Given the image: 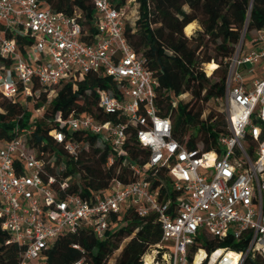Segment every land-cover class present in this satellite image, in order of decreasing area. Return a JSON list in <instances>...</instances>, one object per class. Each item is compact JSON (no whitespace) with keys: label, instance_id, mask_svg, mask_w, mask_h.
Returning <instances> with one entry per match:
<instances>
[{"label":"built area","instance_id":"1","mask_svg":"<svg viewBox=\"0 0 264 264\" xmlns=\"http://www.w3.org/2000/svg\"><path fill=\"white\" fill-rule=\"evenodd\" d=\"M95 7L97 31L85 42L79 12L54 10L43 0H0V54L12 61L0 68V90L13 97L21 87L32 95L37 83L54 94L85 72L104 75L111 87L98 91L99 106L137 126L149 159L145 168L132 166L137 179H114L108 194L88 200L62 196L68 180L55 186L54 176L44 179L43 159L28 147L25 129L0 145V217L10 241L25 247L20 264L42 259L55 238L83 225L103 237L113 214L128 207L141 216L154 214L162 228L143 264H244L249 257L264 264V28L245 30L230 58L225 96L230 134L219 137L220 149L204 150L176 138L171 121L160 115L154 71L125 35L128 6L95 0ZM58 120L64 127L54 135L73 155L77 145L67 138L77 130L97 134L100 143L119 152L128 136L127 123L92 115ZM229 235L244 240L243 247L208 252L202 245Z\"/></svg>","mask_w":264,"mask_h":264},{"label":"trees","instance_id":"2","mask_svg":"<svg viewBox=\"0 0 264 264\" xmlns=\"http://www.w3.org/2000/svg\"><path fill=\"white\" fill-rule=\"evenodd\" d=\"M54 10L80 13L85 42L97 31L99 14L95 0H43ZM116 7L138 5L134 23L125 19V35L147 68L157 79L155 102L160 115L171 121L173 135L190 148L220 149L218 139L229 135L227 112L209 110L212 100H224L229 61L243 32L264 28V0H110ZM128 13V9H127ZM194 21L199 28H186ZM21 51L24 38L18 37ZM217 64L208 74L206 65ZM12 61L0 54V68ZM109 80L94 72H85L57 88L49 98V88L32 84L33 94L19 88L13 97L0 90V145L27 131V145L43 159V177L56 178L55 186L68 180L61 195L79 194L91 200L96 194L111 191L114 179L130 182L137 177L133 165L145 168L150 149L136 137L137 126L128 124L124 115L106 113L98 104V91L111 87ZM39 90V93L35 92ZM37 111L40 112L37 114ZM92 115L101 121L127 123V139L122 152L109 142L100 143L97 134L77 130L68 140L77 145L71 154L66 142H60L54 130L63 129L58 117ZM67 140V141H68ZM114 161L108 163L109 158ZM167 178L166 170H161ZM157 182H155L156 184ZM162 228L154 214L141 216L134 207L113 214L103 237L89 226L61 234L42 253L44 264H143V256L161 240ZM0 217V264H20L25 247L10 241ZM244 240L232 235L210 237L202 242L208 252L218 247L240 249ZM113 258V260H112ZM244 264H263L249 257Z\"/></svg>","mask_w":264,"mask_h":264},{"label":"rangeland","instance_id":"3","mask_svg":"<svg viewBox=\"0 0 264 264\" xmlns=\"http://www.w3.org/2000/svg\"><path fill=\"white\" fill-rule=\"evenodd\" d=\"M138 14V5H134V4H131L129 7H128V13H127V19L131 22V23H134L135 20H136V16ZM194 28H199V25H198V22L197 21H194L192 22L187 28L186 30L187 31H192ZM214 63V62H210L206 65V70L207 72L211 73L212 70H214L217 66V64L215 63V68H212L210 69L211 67V64ZM52 94V93H51ZM49 95V98L51 99L53 94L52 95ZM224 110L226 111V101L225 99L224 100H216V99H212L210 100L207 104H206V112H208L209 110ZM40 112L37 111V114H39ZM36 151V150H35ZM113 260V258H112ZM38 263L39 264H42L43 263V260L41 259H37Z\"/></svg>","mask_w":264,"mask_h":264},{"label":"bare ground","instance_id":"4","mask_svg":"<svg viewBox=\"0 0 264 264\" xmlns=\"http://www.w3.org/2000/svg\"><path fill=\"white\" fill-rule=\"evenodd\" d=\"M212 68H215V63H212V64H211L210 69H212ZM201 254H203V251L201 252ZM201 254H199V256H200ZM234 255H235V254H234Z\"/></svg>","mask_w":264,"mask_h":264},{"label":"crops","instance_id":"5","mask_svg":"<svg viewBox=\"0 0 264 264\" xmlns=\"http://www.w3.org/2000/svg\"><path fill=\"white\" fill-rule=\"evenodd\" d=\"M41 260H43V259H41ZM31 264H39V263H38V261H37V260H33ZM42 264H44V261H43V263H42Z\"/></svg>","mask_w":264,"mask_h":264}]
</instances>
